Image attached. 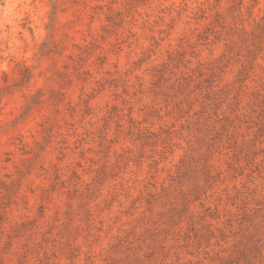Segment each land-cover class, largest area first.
I'll list each match as a JSON object with an SVG mask.
<instances>
[{
  "label": "rangeland",
  "instance_id": "obj_1",
  "mask_svg": "<svg viewBox=\"0 0 264 264\" xmlns=\"http://www.w3.org/2000/svg\"><path fill=\"white\" fill-rule=\"evenodd\" d=\"M32 2L7 0L12 14ZM61 3L71 38L44 109L60 114L0 135V230L35 239L41 264H111L132 245L139 264L173 246L264 264V17L237 15L255 0ZM15 19L0 0V32ZM32 75L0 72V96Z\"/></svg>",
  "mask_w": 264,
  "mask_h": 264
},
{
  "label": "clouds",
  "instance_id": "obj_2",
  "mask_svg": "<svg viewBox=\"0 0 264 264\" xmlns=\"http://www.w3.org/2000/svg\"><path fill=\"white\" fill-rule=\"evenodd\" d=\"M3 2L11 17L16 19L10 29L5 28L0 32V40L4 42L0 44V48H4L0 54L3 57L0 59V72L8 73L17 63H22L33 75L27 85L12 88L9 95L0 96V100L4 101V110L0 111V135L7 136L11 130L13 139L17 136L24 139L16 131L17 127L28 126L31 133V130L37 126V116L51 120L54 115L60 114L59 104L53 105L46 116L44 109L48 106L46 90L51 88L48 73L52 70L53 64L59 63L56 59L57 54L64 50L68 39L71 38L68 34L69 20L61 0H33L32 3L21 6L22 14H19L20 9L17 10L18 14H12L11 10L16 5L7 3V0ZM249 8H251V15H249ZM237 15L241 17L242 26L250 17L257 19L264 17V0H255L254 5L246 3ZM21 24L26 27H20ZM244 30L247 31V28ZM42 46L53 48L54 51L48 56H43L40 53ZM57 48L58 51H55ZM131 55L130 52L129 59ZM81 98H83V91ZM32 105H37V109L33 110ZM10 119L15 120V126L10 125ZM31 139L37 138L32 135ZM92 151L95 152L94 149ZM90 163H96V161L93 159ZM88 171L91 173L92 170L88 169ZM133 183L131 176L123 178L122 187L131 188ZM139 183V180L135 181V184ZM256 189L252 188V190ZM60 195L63 196V193ZM173 248L175 255L164 257L165 264H196V260L202 258L191 252L176 249L175 246ZM144 251L142 246L132 245L122 255L113 257L111 264H139V261H144ZM86 254L91 255V253ZM104 256L105 249L102 247L99 257L104 260ZM41 257L42 252L35 239H22L10 234L9 231L0 230V264H41ZM105 264L108 262L105 261Z\"/></svg>",
  "mask_w": 264,
  "mask_h": 264
}]
</instances>
